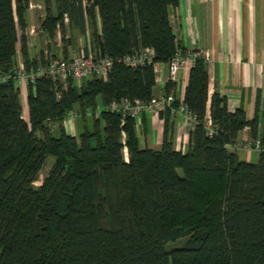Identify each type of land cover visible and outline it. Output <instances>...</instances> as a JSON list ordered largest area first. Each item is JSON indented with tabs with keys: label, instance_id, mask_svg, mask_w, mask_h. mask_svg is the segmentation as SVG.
Wrapping results in <instances>:
<instances>
[{
	"label": "trees",
	"instance_id": "1",
	"mask_svg": "<svg viewBox=\"0 0 264 264\" xmlns=\"http://www.w3.org/2000/svg\"><path fill=\"white\" fill-rule=\"evenodd\" d=\"M55 3L42 30L54 38L66 14L74 29L90 31L92 51L112 67L106 81L80 87L36 81L26 90L27 121L15 82H0V264H264V153L248 163L227 149L245 128L255 136L258 117L230 112L216 92L208 98L203 56L189 70L183 100L172 105L196 116L185 152L173 147L171 109L158 113H165L159 150L140 147L134 119L106 110L152 97L154 64H168L180 49L170 22L178 0ZM28 5L0 0V74L15 66ZM20 40L24 64L37 66ZM147 48L150 65L122 63ZM175 89L169 80L164 93ZM72 111L77 135L64 126ZM48 156L54 162L36 187Z\"/></svg>",
	"mask_w": 264,
	"mask_h": 264
},
{
	"label": "crops",
	"instance_id": "2",
	"mask_svg": "<svg viewBox=\"0 0 264 264\" xmlns=\"http://www.w3.org/2000/svg\"><path fill=\"white\" fill-rule=\"evenodd\" d=\"M27 1L25 29L17 30L15 66L23 61L22 37L26 40L29 58L38 60V64L56 57L95 55L90 44V31L86 29L80 33L74 29L66 14L67 22L63 16L62 29L60 24L56 25L54 38L42 30L41 24L47 13H57L55 0ZM170 22L180 46L177 52L181 55L196 52L204 57L208 98L216 92L225 98L230 112L241 108L249 120L258 117L255 136L251 137L249 128H245L232 146V152L239 160L252 163L254 152L245 145L261 140L264 143V0H178V6L170 11ZM99 28L98 21V32ZM190 68L191 65L180 71L175 81L174 99L180 102ZM153 69L152 96H163L169 81L168 65L154 64ZM169 124L174 149L185 152L190 128L179 114H172ZM164 127L165 113L161 117L159 114L141 116L137 125L140 147L159 150ZM69 134L74 135V132Z\"/></svg>",
	"mask_w": 264,
	"mask_h": 264
},
{
	"label": "built area",
	"instance_id": "3",
	"mask_svg": "<svg viewBox=\"0 0 264 264\" xmlns=\"http://www.w3.org/2000/svg\"><path fill=\"white\" fill-rule=\"evenodd\" d=\"M64 21L67 22V17L64 15ZM152 51L144 49L140 52L124 57L121 61L126 66L136 67L150 65L152 61ZM199 56L196 52H189L186 55H181L176 52L169 61L168 73L169 80L175 82L180 71L188 66H192L194 60ZM112 67V60L106 56H97L88 54L86 56H71V57H56L47 59L37 66L27 67L23 61H20L11 71L0 74V82L6 83L14 81L21 93V98L26 100V90L29 86L34 85L40 79H50L53 82L62 84L64 87L71 80L74 85L80 87L84 81L89 79H99L106 81L108 73ZM175 99L173 95L152 96L148 101L122 99L117 103H112L107 107V111L117 112L122 117L129 116L134 119L138 125L139 118L143 115L158 114L166 109H171L173 114L182 116L187 128L193 127L196 123V116L190 112L185 105L180 103L176 109L172 108ZM88 115L90 113L88 112ZM78 114L72 111L67 114L66 120L70 121L77 118ZM211 123L207 120V133L212 135ZM245 147L252 150L254 153H264V143L254 141L247 143ZM233 147L228 145L227 149L233 151ZM239 149V148H238ZM125 158L127 156L124 150Z\"/></svg>",
	"mask_w": 264,
	"mask_h": 264
},
{
	"label": "rangeland",
	"instance_id": "4",
	"mask_svg": "<svg viewBox=\"0 0 264 264\" xmlns=\"http://www.w3.org/2000/svg\"><path fill=\"white\" fill-rule=\"evenodd\" d=\"M21 101H22V106H23V114L22 115H23V118L27 121L28 120V112H27V107H26V100L24 98H21ZM98 107H99V109L102 108L100 101H98ZM64 126L66 127L68 133L74 132V135H77V133L82 130L78 117L74 118L73 120H70V121H68V120L64 121ZM51 129L53 131H55V129H57V127L51 126ZM137 135L140 139V133H139L138 128H137ZM140 145H141V142H140ZM257 159H258L257 154L254 153L251 162L256 163ZM53 162H54V159L52 157L48 156L46 158L43 169L41 170V172L39 174V180L34 184L36 187L40 186L42 180L47 176ZM180 244H181L180 242L172 243V244H169V247H177V246H180Z\"/></svg>",
	"mask_w": 264,
	"mask_h": 264
}]
</instances>
